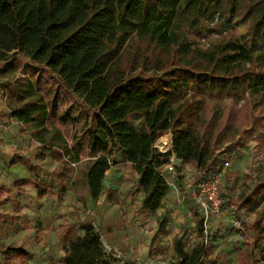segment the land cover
<instances>
[{
	"label": "trees",
	"instance_id": "1",
	"mask_svg": "<svg viewBox=\"0 0 264 264\" xmlns=\"http://www.w3.org/2000/svg\"><path fill=\"white\" fill-rule=\"evenodd\" d=\"M181 1L203 14L216 0H0V63L23 55L44 66L86 109L100 116L118 152L133 165L138 175L136 188L144 193L142 209L149 213L158 211L169 191L160 169L172 152L157 149L158 139L172 135L179 171L186 165L208 170L218 158L217 149L236 136L252 112L248 103L242 104L244 94L264 90L259 53L239 46L234 39L221 42L214 50L190 43L184 33L185 20L176 15ZM218 2L213 17L206 19L208 25L214 24L217 14L231 19L244 15L254 37L264 34V0ZM222 100L225 107L220 109L217 101ZM34 108L33 113L15 110L13 118L23 126V132H28L24 124L33 126L36 133L31 137L47 146L45 108L38 102ZM136 117L143 119V130L134 126ZM61 144L52 142L50 148L62 150L69 158L73 154L72 159L80 161V145L68 148L65 142ZM44 150L28 157L13 150L11 165L20 164L34 174L40 166L33 160H46ZM111 165L109 158L100 156L88 168L89 195L95 202L103 195ZM22 186L16 183L15 192L9 195L2 187L0 208L10 204L13 196L24 195ZM260 188L264 189V183ZM106 195L112 202V195ZM126 202L121 201V206ZM15 205L14 213H0V231L2 224L15 225L23 219L19 203ZM197 216L201 243L189 252L180 239L175 240L179 264H203L205 233L203 219ZM166 224V220L160 222L159 232L167 234ZM244 226L261 247L259 259H253L252 264H264V214ZM65 229L64 256L59 264H137L108 253L91 223ZM8 254L21 264L34 258L24 245L5 247L3 256Z\"/></svg>",
	"mask_w": 264,
	"mask_h": 264
},
{
	"label": "rangeland",
	"instance_id": "2",
	"mask_svg": "<svg viewBox=\"0 0 264 264\" xmlns=\"http://www.w3.org/2000/svg\"><path fill=\"white\" fill-rule=\"evenodd\" d=\"M216 7H219L218 0L206 13L200 14L188 9L183 1L177 5L176 15L184 18V33L190 43L202 50H214L221 42L234 39L239 46H245L247 50L262 56L258 71L264 72V34L254 37L244 15L234 19L220 16L213 25H208L206 19L213 17ZM260 90H248L244 94L242 104L248 103L252 112L239 126L236 136L216 151L220 155L224 149L230 153L237 150L232 161V170L228 172L223 215L214 218L209 229L204 232L206 254L203 264H252L253 259H259L261 247L255 244L253 233L245 228L244 223L251 224L257 220L259 214H264V189L260 188L264 183V90ZM36 102L46 111L43 124L49 131L45 135L48 145H35L31 155L35 156L46 149V158L52 160H34L35 164H47L45 173L40 166L34 174L28 170L29 175H25L22 170H18L16 174L22 177L24 173L27 177L24 179L30 181L39 193L47 194L56 190L64 197L72 188L80 197L89 195V191H85V180L92 159L108 155L110 157V154L118 152L104 121L94 110L86 109L83 101L44 66L33 63L23 55L12 56L9 61L0 63V114L4 113V116H0V121L5 126L16 123L12 113L18 109L33 113ZM217 105L223 109L225 102L217 101ZM133 124L139 130L144 129V122L140 117L134 118ZM24 125L30 136H34L36 131L33 126ZM17 126L18 133H24ZM6 131L11 136H17L10 132L11 129ZM163 136H170V133ZM61 141L68 148L80 145V161L73 160V154L69 158L62 150L50 148L52 142L61 147ZM2 147L5 152L3 144ZM54 162H58L57 168L50 172ZM10 166L12 165H7L6 173H10ZM189 168L194 169L192 166ZM119 190L122 196L128 194V202L124 206L126 210L133 207V217L124 218V213L121 218L110 222V227L103 214L97 213V209H89L86 205L69 216L75 225L93 224L101 234L108 253L112 252L118 259L134 261L137 264H179L180 259L174 249L175 240L180 239L185 250L189 252L201 243L202 238L196 226L200 219L197 215L200 213L194 205L183 203L178 197L165 198L157 212L149 213L142 209L144 193L138 191L136 186L129 191L127 185L121 183ZM7 191L9 195L13 190ZM106 194L112 195V200L117 203L122 201L118 191L105 187L101 198ZM57 197L59 203L64 202L62 197ZM13 209L15 210V206ZM28 211L29 213L23 214L19 223L5 226L2 224L0 264H21L12 254L3 256V250L7 246L23 245L34 255L28 264H59L64 256L62 249L65 245V228L71 225L67 216L60 215V225L51 229L53 235L46 234L43 239L39 234L43 213L33 201H29ZM163 220L167 221V234L159 232L160 222Z\"/></svg>",
	"mask_w": 264,
	"mask_h": 264
},
{
	"label": "crops",
	"instance_id": "3",
	"mask_svg": "<svg viewBox=\"0 0 264 264\" xmlns=\"http://www.w3.org/2000/svg\"><path fill=\"white\" fill-rule=\"evenodd\" d=\"M17 125H19V128L22 131L23 126H21L18 122L16 123L12 122L11 124L5 126L0 121V189L4 187L6 189L13 190L12 192H10L11 194L15 192V184L22 183L23 186L21 187V189L25 191V194L22 196H17V195L13 196L12 202L10 204L0 208V213L2 214L14 213L15 210H17L15 203H19L18 210L22 214H27L26 212L29 213L28 211L29 201H33L34 204H38L40 211L43 213V217L41 219L42 229L39 233L41 238L43 239L45 238L46 234L47 235L52 234L51 229H54L60 225L61 222V220L59 219L60 215L67 216V219L69 220V224L71 225L74 224L73 221L70 220L69 216L75 213L76 211H78L83 205H86L89 209H97V213L103 214L106 220H108V226L110 227H111L110 222H114L115 220L121 218L122 216H124V213H126L124 218H130L131 216L133 217L131 211V208L133 207H129L128 210H126L125 206H121V204L117 203L116 201L113 200L112 202L107 201V195H105L103 199L100 197L99 200L95 202L90 197V195H85L83 197H80L79 195L76 194L75 191H73L72 188H70V190L67 193H65L64 197H62L60 192L57 193L56 190H54L51 193L48 192L49 194L42 192L43 196L41 197L39 196V190L36 189L30 181L28 180L26 181L24 179L26 177L25 175H29V173L27 172V169L20 164L10 166L9 167L10 173H6L5 169L7 165L11 164V160L13 159L12 156L10 155L11 150H18L20 152H23L25 156L28 157L31 154H33L32 150L36 148L35 145H41V143L35 141L28 132L18 133ZM7 129H11L10 132L17 134V136H11L8 133V131H6ZM5 133H7L8 136ZM170 136L172 142V135L170 134ZM2 144L5 147V152L3 151L4 148L2 147ZM114 146L116 147L117 150V145L115 144V142H114ZM110 151H112V148ZM105 157L110 159L112 165L111 168L106 172L104 186L108 189H111V191H118V195L121 198V200L122 201L127 200L128 202V198H127L128 194H126L125 196L121 195V190H119V184L125 183L127 185V189L129 188V191L134 186H136L138 181V175L136 174L133 165L130 162H126L120 152H115L112 155L110 154V157L109 155ZM46 159L50 160L51 158L50 159L46 158ZM33 162L35 163L34 160ZM57 164L58 162H54L52 166L53 169L51 171L48 167L47 168L49 169L50 172L55 171L57 168L56 167ZM36 165L41 166V168H44L43 173H45L47 164L36 163ZM187 166L190 167V165ZM18 170H22V172H25V175L24 173L22 177L17 175L16 172H18ZM6 174H9V176ZM85 191H89L87 180H85ZM129 191L127 190V193ZM57 196H59L60 198L62 197L64 202L61 201L62 203H59ZM171 197H174L172 193L171 195L167 196V198H171ZM63 204L64 207L62 206ZM14 206H15V210L13 209ZM94 213L96 212L94 211Z\"/></svg>",
	"mask_w": 264,
	"mask_h": 264
},
{
	"label": "built area",
	"instance_id": "4",
	"mask_svg": "<svg viewBox=\"0 0 264 264\" xmlns=\"http://www.w3.org/2000/svg\"><path fill=\"white\" fill-rule=\"evenodd\" d=\"M218 19L219 14L216 15V20ZM154 146L156 147V145ZM156 148L162 153H166L171 149L170 147L166 151H163L159 147ZM171 152L169 162L160 169V174L168 185L169 191L167 196L172 193L175 198H181L183 203L194 205L203 219L204 232H206L214 218L223 215L224 195L227 188L226 182L229 177L228 172L232 170L231 165L237 150L230 153L224 149L217 156L218 158L215 163L205 171L190 170L187 165L179 171L180 161L177 160L172 149Z\"/></svg>",
	"mask_w": 264,
	"mask_h": 264
},
{
	"label": "bare ground",
	"instance_id": "5",
	"mask_svg": "<svg viewBox=\"0 0 264 264\" xmlns=\"http://www.w3.org/2000/svg\"><path fill=\"white\" fill-rule=\"evenodd\" d=\"M159 142H160V146L158 145ZM155 145L156 147L161 148L163 151H166L172 146L170 136H162L161 138L158 139L157 144Z\"/></svg>",
	"mask_w": 264,
	"mask_h": 264
}]
</instances>
